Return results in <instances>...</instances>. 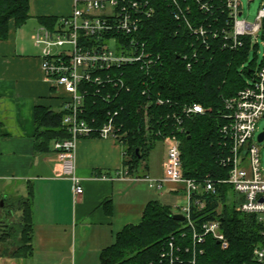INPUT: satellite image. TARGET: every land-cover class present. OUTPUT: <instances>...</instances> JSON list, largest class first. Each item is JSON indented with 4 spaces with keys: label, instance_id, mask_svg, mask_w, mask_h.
<instances>
[{
    "label": "trees",
    "instance_id": "16d2710c",
    "mask_svg": "<svg viewBox=\"0 0 264 264\" xmlns=\"http://www.w3.org/2000/svg\"><path fill=\"white\" fill-rule=\"evenodd\" d=\"M146 1L155 13L144 20L136 37L160 59L146 72L140 70V65L125 67L131 74L126 78L132 89L113 94L110 101L92 94L85 101V117L102 126L109 113L118 111L129 173L137 171L140 163L149 158L157 141L177 136L185 178L202 186L192 199L191 220L198 230L209 221H219L229 240V248L223 250L217 240L207 237L199 246L202 252H196V264H254L255 248L264 245L263 227L256 215L239 210L242 200L225 182L230 170L221 164L226 148L220 130L227 122L225 101L245 89L264 64L263 61L258 66L254 58L245 66L259 45L245 36L237 48L230 47L232 41L226 36L233 26L227 25L224 0ZM203 5L208 10L202 9ZM30 10L31 0H0V41L8 38L12 23L17 27L27 23ZM39 20L51 30L59 22L53 17ZM201 28L206 31L204 38L194 33ZM260 38L264 40V20ZM144 81L149 86L146 95L142 89ZM156 99L164 104H158ZM194 104L202 105L207 112L187 115L186 107ZM67 113L36 109V137L42 148L47 150L55 140L69 138L62 124ZM207 180L215 184V192L204 191ZM10 207L23 214H9L0 220V258L24 260L34 254L31 198L16 199ZM174 216L170 206L150 202L141 222L126 226L115 243L101 252V264H162L170 241L191 246L192 228ZM182 233H187L188 238H182Z\"/></svg>",
    "mask_w": 264,
    "mask_h": 264
},
{
    "label": "built area",
    "instance_id": "2783aa9c",
    "mask_svg": "<svg viewBox=\"0 0 264 264\" xmlns=\"http://www.w3.org/2000/svg\"><path fill=\"white\" fill-rule=\"evenodd\" d=\"M173 2L177 3V0ZM223 3L228 15L227 25L233 26L231 34L226 36L227 40L232 41L231 46L228 43L229 46L237 48L241 45L240 38L245 36L251 37L253 44L257 45L264 7L255 22L249 23L240 19L243 15L241 0H224ZM201 7L208 10L205 5ZM73 8L70 16L59 18L55 30L42 26L34 34L33 41L41 50L47 80L57 93L63 95L64 110L68 111L62 124L69 138L56 140L53 150L61 161L63 176L73 182V192L78 198L84 193L82 181L76 175L78 140L99 137L113 139L123 146L118 111L109 113L106 122L98 126L85 117L86 99L95 94L110 101L113 94L130 91L132 86L127 83V78L131 74L124 68L140 65V70L146 72L154 68L160 57L148 51L146 43L136 37L144 20L155 13L149 1L73 0ZM194 33L201 38L206 35L203 28L194 30ZM142 83L146 95L149 86L146 81ZM156 100L158 104H164V101ZM225 106L227 122L220 130L226 148L221 164L230 170L229 179L225 182L242 200L239 210L257 216L264 238V169L259 145L253 142L258 122L264 118V64L256 72L255 79L236 96L227 99ZM206 112L200 104L185 109L187 115H204ZM162 142L166 149L164 174L161 178L147 176L144 180L157 192H161L167 183L182 184L188 201L173 211L175 215H184L186 221L182 223L192 228L191 246L170 241L162 255V264L164 261L166 264H196V252L201 250L199 246L206 242L207 237L217 240L223 250L229 248V240L219 221H209L200 230L195 228L191 220V205L193 196L201 192L202 186L195 180L185 178L181 143L177 136L164 137ZM215 188L214 183L206 181L204 191L215 192ZM182 238H188L187 233H182ZM254 258V264H264V245L255 248Z\"/></svg>",
    "mask_w": 264,
    "mask_h": 264
},
{
    "label": "crops",
    "instance_id": "0c3cea01",
    "mask_svg": "<svg viewBox=\"0 0 264 264\" xmlns=\"http://www.w3.org/2000/svg\"><path fill=\"white\" fill-rule=\"evenodd\" d=\"M73 9V0H31L27 23H12L0 41V203L6 198L0 220L21 216L11 203L30 197L34 247L32 257L0 258V264H101V252L126 226L141 222L150 202L174 210L188 201L182 184L167 183L157 192L144 180L161 178L165 162L159 172L146 164L143 173H129L124 146L99 137L77 142L76 175L84 188L77 198L53 150L56 140L47 150L40 146L36 109L61 112L64 101L45 76L33 36L40 18L70 16Z\"/></svg>",
    "mask_w": 264,
    "mask_h": 264
},
{
    "label": "rangeland",
    "instance_id": "374dc122",
    "mask_svg": "<svg viewBox=\"0 0 264 264\" xmlns=\"http://www.w3.org/2000/svg\"><path fill=\"white\" fill-rule=\"evenodd\" d=\"M241 2H242L243 15L240 17V19L246 20L249 23H254L258 16L259 11L264 7V0H241ZM30 25H38V24L32 23ZM258 44H259L258 52L257 53L251 52L249 57V63L245 65L246 67L249 66V64L254 60V58L257 59L258 66H261L264 56V46H263L262 38H259ZM263 131H264V118H262L258 122L257 131L253 138V142L258 144L261 150V166L264 169V142L262 143L258 142V136ZM165 152L166 149L164 143L162 141H157L149 158L140 163L139 170L141 171V173L144 172L146 164H148L153 170H156V172H159L166 160ZM263 174H264V170H263Z\"/></svg>",
    "mask_w": 264,
    "mask_h": 264
},
{
    "label": "water",
    "instance_id": "95a60500",
    "mask_svg": "<svg viewBox=\"0 0 264 264\" xmlns=\"http://www.w3.org/2000/svg\"><path fill=\"white\" fill-rule=\"evenodd\" d=\"M258 142L262 143L264 142V131L258 136ZM6 198L2 199L1 203H0V207H4V202H5ZM174 219L180 222H185L186 221V217L184 215L181 214H177L174 216Z\"/></svg>",
    "mask_w": 264,
    "mask_h": 264
}]
</instances>
